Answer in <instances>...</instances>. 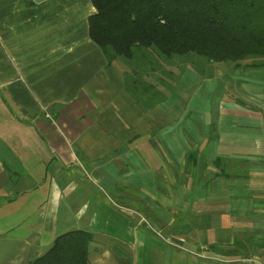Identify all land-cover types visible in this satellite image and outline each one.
<instances>
[{
	"label": "crops",
	"instance_id": "1",
	"mask_svg": "<svg viewBox=\"0 0 264 264\" xmlns=\"http://www.w3.org/2000/svg\"><path fill=\"white\" fill-rule=\"evenodd\" d=\"M93 14L0 0V264L72 231L91 236L89 264H264V84L212 114L194 99L219 79L203 62L207 86H173L140 50L163 94L145 104L134 55L110 63L87 38Z\"/></svg>",
	"mask_w": 264,
	"mask_h": 264
},
{
	"label": "trees",
	"instance_id": "2",
	"mask_svg": "<svg viewBox=\"0 0 264 264\" xmlns=\"http://www.w3.org/2000/svg\"><path fill=\"white\" fill-rule=\"evenodd\" d=\"M90 41L108 62L131 59L134 51L163 58L202 57L238 66L264 61V0H90ZM259 66H263L260 64ZM247 67L258 68L255 65ZM238 68V67H236ZM89 234L72 231L54 239L29 264H89Z\"/></svg>",
	"mask_w": 264,
	"mask_h": 264
},
{
	"label": "rangeland",
	"instance_id": "3",
	"mask_svg": "<svg viewBox=\"0 0 264 264\" xmlns=\"http://www.w3.org/2000/svg\"><path fill=\"white\" fill-rule=\"evenodd\" d=\"M152 55L150 56V62H152L151 67L155 68L156 70L160 68L161 65H169L173 67V75L177 74L176 77L173 78V75L171 78H168V81H174L173 86L176 85L178 78L181 79V82L183 85H186V87L190 86H195L197 85L198 77H200L199 84H202L204 86H207L205 82L202 81V77L199 76L197 64L199 61L202 63V66H204V75H207V78H219L217 79L216 83L211 82V84L214 87L211 88V90H208L204 92V95H198L195 96L194 99H200L204 100L203 103V108L208 107L209 104V110H214L212 111L214 114L215 111H218L219 105L225 101L226 98H230L233 101L236 100V91L235 88H240L241 89L240 94L245 96L246 93V88L250 90V88L257 86V83H263L264 84V61L257 60L252 61L249 59H246L245 61L238 62V66H234L229 63H208L205 59L202 57L195 56L194 54H189L186 55L185 57H172V58H163V56H160L156 52H151ZM138 55V52L136 51L134 54V59L138 62H140L139 67L131 68V70H136L138 74L136 77L130 76L128 82V86L130 88H136L138 91L132 89L134 91V95L138 97V93L140 94L139 98L145 102V104H148L149 101L153 99H159L160 96H162V93H156V91L151 88L149 84H152V81L149 77L148 74V67L143 69V66H148L145 63L148 61V58L146 59H141V58H135V56ZM138 57V56H137ZM134 59L128 62V66H133L134 65ZM195 60V61H194ZM197 60V61H196ZM138 62V63H139ZM255 65L256 68H250L247 67L250 65ZM260 64H263V66H259ZM190 65H192V69L190 70ZM208 65H212L210 68ZM187 66V67H185ZM196 68H195V67ZM209 67V68H208ZM238 67L236 70H232L233 68ZM130 68V67H129ZM201 69V68H200ZM152 73V72H151ZM156 77H160L161 75L159 74V71L157 70L155 72ZM214 78L213 80H215ZM134 81V82H133ZM136 81V82H135ZM133 83V85H132ZM180 84V82H179ZM235 87V88H234ZM178 89V87H176ZM193 92L195 91L192 90ZM209 92V93H208ZM133 96L134 98H136ZM150 97V98H149ZM165 97V96H164ZM138 98V99H139ZM240 100V98H238ZM202 105H199V108H201ZM4 262L6 263L9 260H5Z\"/></svg>",
	"mask_w": 264,
	"mask_h": 264
}]
</instances>
